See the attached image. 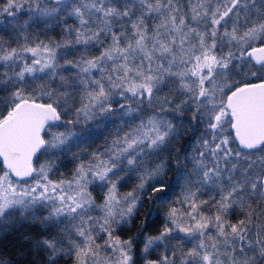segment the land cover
I'll list each match as a JSON object with an SVG mask.
<instances>
[{"label": "snow or ice", "instance_id": "6c2138e0", "mask_svg": "<svg viewBox=\"0 0 264 264\" xmlns=\"http://www.w3.org/2000/svg\"><path fill=\"white\" fill-rule=\"evenodd\" d=\"M9 230L43 264H264V0H0Z\"/></svg>", "mask_w": 264, "mask_h": 264}, {"label": "trees", "instance_id": "16d2710c", "mask_svg": "<svg viewBox=\"0 0 264 264\" xmlns=\"http://www.w3.org/2000/svg\"><path fill=\"white\" fill-rule=\"evenodd\" d=\"M138 231V227L133 226L127 234L134 236L137 235ZM29 235H34V233L29 232ZM5 249V256L13 259H19L20 264H31V261L33 260H36L37 264H43L42 258L38 254H28L30 249L21 245L20 233L18 232L9 230L0 233V250Z\"/></svg>", "mask_w": 264, "mask_h": 264}, {"label": "rangeland", "instance_id": "374dc122", "mask_svg": "<svg viewBox=\"0 0 264 264\" xmlns=\"http://www.w3.org/2000/svg\"><path fill=\"white\" fill-rule=\"evenodd\" d=\"M59 163V162H58ZM63 163H67V161H64ZM70 167H71V165H69V167L67 168V169H65V168H63V166L61 165V169H62V171L63 172H67V171H69L70 170ZM1 233V232H0Z\"/></svg>", "mask_w": 264, "mask_h": 264}, {"label": "flooded vegetation", "instance_id": "af4514ba", "mask_svg": "<svg viewBox=\"0 0 264 264\" xmlns=\"http://www.w3.org/2000/svg\"><path fill=\"white\" fill-rule=\"evenodd\" d=\"M147 209H145L144 211H146Z\"/></svg>", "mask_w": 264, "mask_h": 264}]
</instances>
